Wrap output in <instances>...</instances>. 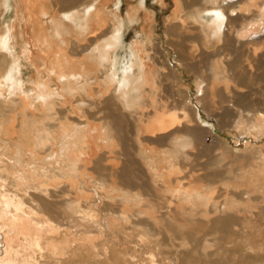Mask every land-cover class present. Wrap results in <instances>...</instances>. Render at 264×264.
Returning <instances> with one entry per match:
<instances>
[{
  "label": "bare ground",
  "instance_id": "1",
  "mask_svg": "<svg viewBox=\"0 0 264 264\" xmlns=\"http://www.w3.org/2000/svg\"><path fill=\"white\" fill-rule=\"evenodd\" d=\"M144 1L0 0V264H264V0H173L174 66L148 12L119 52ZM229 115L240 146L187 170Z\"/></svg>",
  "mask_w": 264,
  "mask_h": 264
},
{
  "label": "rangeland",
  "instance_id": "2",
  "mask_svg": "<svg viewBox=\"0 0 264 264\" xmlns=\"http://www.w3.org/2000/svg\"><path fill=\"white\" fill-rule=\"evenodd\" d=\"M140 1L141 0H119V3L121 5V10H120L121 13L120 14L121 15L123 14L122 16H124L126 18L128 11H130V9L133 6L138 5V2H140ZM186 1L192 2V0H181L183 6L185 5ZM112 2H113V0H111V3ZM144 2L142 3L143 9L138 10V14H140V15L137 16V18L132 23H127L125 26V28H126V30H125V43L127 45V44H131L136 39H141V37L143 35L142 29L144 27V21L142 20V17L144 16L143 15L144 12H148L150 18L151 19L153 18V24L155 25L154 31L156 33V36L158 37L156 40L158 41L159 47L162 50L163 54L165 55L166 60L168 61V63H166V64L174 66L175 60L178 58L179 55L175 51V47H174V45H172V43H175L178 38H175L174 35H170V33L166 32V26H168V23L166 22V19H165V17L171 13V11L174 7L173 0H164V6H166V7H164L163 5H160L158 0H145ZM7 8L8 9L5 11L4 15H1V17H0V29L8 26L10 24V22L14 19L13 15H15V13H16L15 8L12 7L11 4ZM151 19H150V22H151ZM193 29L194 28L189 29V34L190 33L194 34L195 30H193ZM175 45L177 46L176 43H175ZM127 47H128V45L119 50V52L122 56L124 53H126ZM179 50H180V47H179ZM186 53H188V55L192 56V58H193L192 59L193 65H194L193 68L197 67L198 65L201 66L203 64V63H201V56H200V53L198 52L197 46H192L189 49V51ZM126 55H127V53H126ZM1 60L3 61V59H1ZM173 62H174V64H173ZM168 69L169 68L167 66H165V70L168 71ZM172 69H173V67H172ZM22 71H23L24 78H26L25 80L26 81L31 80V77L33 74L32 70H31V65H29V63L24 59H22ZM178 71L182 74L181 75L182 79L181 78H180V80L178 79V83L175 86L176 89L182 90L185 88V90H186L185 94L188 97L194 98V96H195V94H194L195 93V86H194L195 72L194 71L195 70L194 69H193V71L190 70L189 73L187 70L183 71L182 69L178 70ZM165 82L168 83V82H170V80H165ZM172 84H173V82H172ZM165 89H166V87H165ZM192 102L193 103L195 102L194 99ZM150 109L154 110L152 107H149L148 111H150ZM152 110L150 111L151 113H152ZM150 112L148 114L152 115ZM232 119L233 118H230V115L228 117L221 118V120L219 118L218 122L215 120V118H213L214 122L217 124V125L214 124L216 129L212 135L205 137V143L212 148L210 151L205 152L201 149H198V148H200V146H198L197 149L195 147H192L190 149L191 151L189 150L191 153H189V151L187 152L188 156H190V158H189L190 161H188L187 164H185V166L187 167V170L198 169L200 174H209L212 171V169L218 167L217 166L218 163H213L212 165H207L206 163L208 162L209 158H212L216 154L221 153L223 150H228L232 146H240L239 143L234 142L235 141V139H234L235 135L230 130L231 129L230 124L232 123ZM207 121H209V120H207ZM236 139H237V136H236ZM245 140H246V137H243L242 141H245ZM260 143H264V141H260ZM158 148H161V147H158ZM203 152L205 153V155ZM197 156H198V158H197ZM227 160L223 163L224 165H230V163H228ZM202 183L207 184L208 182L202 181ZM117 185L120 188H125V191H126V189L131 190L133 193H135L137 191V189H131L128 186L125 187V185H123L122 183H117ZM152 201H153V199H152ZM250 264H257V263L256 262H250Z\"/></svg>",
  "mask_w": 264,
  "mask_h": 264
}]
</instances>
